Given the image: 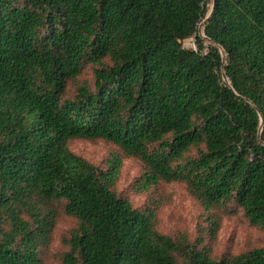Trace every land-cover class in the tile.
I'll use <instances>...</instances> for the list:
<instances>
[{"label":"trees","instance_id":"16d2710c","mask_svg":"<svg viewBox=\"0 0 264 264\" xmlns=\"http://www.w3.org/2000/svg\"><path fill=\"white\" fill-rule=\"evenodd\" d=\"M206 5L0 0V264H43L58 206L76 222L61 264H264V247L217 259L164 234L156 200L116 190L136 158L134 193L183 183L213 237L229 204L264 232V0H215L203 38ZM75 140L121 154L104 169Z\"/></svg>","mask_w":264,"mask_h":264},{"label":"rangeland","instance_id":"374dc122","mask_svg":"<svg viewBox=\"0 0 264 264\" xmlns=\"http://www.w3.org/2000/svg\"><path fill=\"white\" fill-rule=\"evenodd\" d=\"M213 1L207 0L206 17L211 12ZM206 17L198 26V34H200V28ZM202 33L204 34V30ZM203 38L205 37L203 36ZM194 42V38L185 41V48L195 50ZM212 45L210 41H206L204 52L208 53ZM220 50L224 54V51ZM92 75L93 71L88 67L84 71L81 81H91ZM73 91L74 89L70 87L69 96L73 94ZM70 148L77 155L104 169L107 168L106 161L112 155L121 154L115 146L103 141L75 140L70 143ZM142 169L143 165L140 160L123 157L121 176L116 190L139 209L150 205L153 199L156 200L160 206L158 226L164 234L186 235L191 243L199 244L200 248L205 247L217 259L224 255L237 256L264 247V232L252 226L243 213L236 210L233 204L212 211L211 214L218 219L220 226L215 237H213L210 226L205 220L207 214L189 194L186 185L183 183L161 182L148 193H134L132 185L141 176ZM57 211L55 229L49 244L43 250V264H61L62 256L68 250L64 240L69 237L70 231L76 226L75 220L64 214L62 206H58Z\"/></svg>","mask_w":264,"mask_h":264},{"label":"water","instance_id":"95a60500","mask_svg":"<svg viewBox=\"0 0 264 264\" xmlns=\"http://www.w3.org/2000/svg\"><path fill=\"white\" fill-rule=\"evenodd\" d=\"M214 6H215V0L213 1V6H212V9H211V12H210L209 16L206 17L204 23L202 24V26H201V28H200V36H202V37H203V36L205 37V35H204L202 32H203V30H204V26H205V24L207 23V21L210 19L211 15H212V12H213ZM223 78H224V81H226L228 84H230V82H229V80H228V78H227V76H226L225 73H223Z\"/></svg>","mask_w":264,"mask_h":264},{"label":"built area","instance_id":"2783aa9c","mask_svg":"<svg viewBox=\"0 0 264 264\" xmlns=\"http://www.w3.org/2000/svg\"><path fill=\"white\" fill-rule=\"evenodd\" d=\"M187 41V40H186ZM185 42V41H184Z\"/></svg>","mask_w":264,"mask_h":264}]
</instances>
